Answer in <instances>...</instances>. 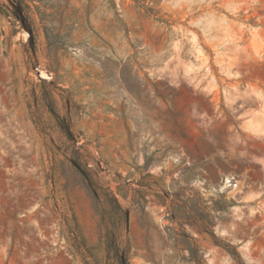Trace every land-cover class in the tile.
Wrapping results in <instances>:
<instances>
[{
	"label": "rangeland",
	"instance_id": "rangeland-1",
	"mask_svg": "<svg viewBox=\"0 0 264 264\" xmlns=\"http://www.w3.org/2000/svg\"><path fill=\"white\" fill-rule=\"evenodd\" d=\"M0 264H264V0H0Z\"/></svg>",
	"mask_w": 264,
	"mask_h": 264
}]
</instances>
